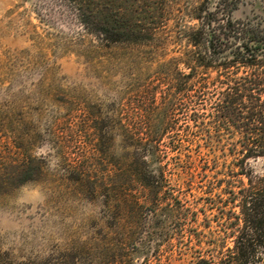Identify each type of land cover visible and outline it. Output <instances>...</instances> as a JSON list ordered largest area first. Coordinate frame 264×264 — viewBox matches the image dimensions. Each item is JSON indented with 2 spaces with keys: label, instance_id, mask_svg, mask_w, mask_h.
<instances>
[{
  "label": "rangeland",
  "instance_id": "obj_1",
  "mask_svg": "<svg viewBox=\"0 0 264 264\" xmlns=\"http://www.w3.org/2000/svg\"><path fill=\"white\" fill-rule=\"evenodd\" d=\"M227 15L264 29V0H0V264H196L232 246L264 124L221 93L258 74L246 93L264 103V68L196 66L191 41ZM113 19L128 36L99 32ZM161 170L145 220L142 174Z\"/></svg>",
  "mask_w": 264,
  "mask_h": 264
},
{
  "label": "trees",
  "instance_id": "obj_2",
  "mask_svg": "<svg viewBox=\"0 0 264 264\" xmlns=\"http://www.w3.org/2000/svg\"><path fill=\"white\" fill-rule=\"evenodd\" d=\"M230 4L229 12L235 8L236 1H231ZM197 19L200 20V17H197ZM113 21L114 26L103 27L99 32L108 34L106 39L112 41L128 36L130 30L120 20L113 19ZM214 22V19H209L206 23L202 21L200 26L192 33V44L195 47L202 46L205 53H207V55H202L200 50L195 53L194 62L196 66L223 68L226 70L237 66L264 68V29L252 26L249 22L233 20L229 15L225 17V21L218 28L214 25ZM109 24L107 23L106 25ZM259 77L260 75L255 74L252 78L244 79V82L234 81L233 85L227 84L221 93L222 98L220 101L222 102L221 104H225L228 114L235 115L242 108H247L249 111L248 119L254 123L261 122L264 124V103H260L258 98L251 97V94L247 95L246 93L253 89L251 85L256 86L259 84ZM246 98L249 99L250 106H243V101ZM255 129L261 131L260 137L257 141L253 140L249 143L250 146L247 147V150L250 153H246V156L264 157V127L259 126ZM160 173V181L155 179L151 171L142 174L141 181L143 185L152 193L151 204L147 208L145 220L148 219L149 212L155 215L158 209L161 210L159 208L161 199L157 198L158 190L161 191L166 187L167 179L163 170ZM247 183V186L239 190L240 217L238 220H241L242 223L241 225L238 224L234 229L232 246L226 247L224 250L220 249L217 255H209L208 257L199 255L196 264L259 263L262 254L259 248L264 246V176L258 178L257 181H252L248 177ZM163 204L162 208L175 212V217L178 220L184 221L187 218L183 217L182 208H173L169 201H163ZM134 210L135 207H132L131 213ZM136 211L138 210L136 209ZM181 228H179L180 234L183 232ZM123 262L120 259L115 261L116 264H122Z\"/></svg>",
  "mask_w": 264,
  "mask_h": 264
}]
</instances>
